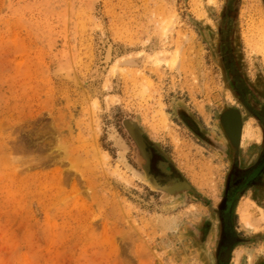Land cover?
Masks as SVG:
<instances>
[{
	"label": "rangeland",
	"instance_id": "obj_1",
	"mask_svg": "<svg viewBox=\"0 0 264 264\" xmlns=\"http://www.w3.org/2000/svg\"><path fill=\"white\" fill-rule=\"evenodd\" d=\"M125 119L189 187L148 180ZM263 145L264 0H0V264H217ZM233 225L225 264H264V175Z\"/></svg>",
	"mask_w": 264,
	"mask_h": 264
},
{
	"label": "flooded vegetation",
	"instance_id": "obj_2",
	"mask_svg": "<svg viewBox=\"0 0 264 264\" xmlns=\"http://www.w3.org/2000/svg\"><path fill=\"white\" fill-rule=\"evenodd\" d=\"M243 135V131H242ZM241 135V136H242ZM242 142V137H241ZM152 156L150 160V170L155 174L159 175L161 180H166L167 177L175 175V170L169 164L167 167L172 170L170 174L165 173L158 166V161L160 159H164L163 157H159V153L152 147ZM155 154V155H154ZM156 158V159H155ZM264 175V145L262 146L258 156L249 166L238 167L237 163L234 162V166L231 168L229 175L227 186L225 188L223 194V202L224 206H221L220 218L222 220L223 225V235L220 240V245L217 250V264H225V254L230 253L231 246H234L236 242V232L234 230L233 225V213L235 201L239 193H242L247 188L251 187ZM238 207V205H237ZM237 211V208H236Z\"/></svg>",
	"mask_w": 264,
	"mask_h": 264
},
{
	"label": "water",
	"instance_id": "obj_3",
	"mask_svg": "<svg viewBox=\"0 0 264 264\" xmlns=\"http://www.w3.org/2000/svg\"><path fill=\"white\" fill-rule=\"evenodd\" d=\"M221 124L227 133L230 141L233 144H237L240 137V131H241V119H240V113L235 109H229L224 110L221 113ZM124 124L129 130L130 134L134 138L138 148L139 152L142 155V158L144 159V162L142 163L143 168L145 169V174L148 178V180L155 185L156 187L165 189L167 191H173L182 187H189L188 183L180 176H169V178L166 181H163L160 179L159 175H154L153 172L150 170V160L152 156V149L151 147H148L147 139L143 136V132L141 128L136 125L135 123L125 119ZM153 148L156 150V152L161 153L164 157L165 154L157 147L156 144H151ZM169 161L165 159H160L158 161V166L162 171H164L167 174H170L172 172L171 169L167 167ZM221 206H224V203L221 204ZM226 257L228 255V252H226Z\"/></svg>",
	"mask_w": 264,
	"mask_h": 264
},
{
	"label": "bare ground",
	"instance_id": "obj_4",
	"mask_svg": "<svg viewBox=\"0 0 264 264\" xmlns=\"http://www.w3.org/2000/svg\"><path fill=\"white\" fill-rule=\"evenodd\" d=\"M152 148V147H151ZM153 154V153H152ZM155 155V154H154ZM156 159V158H155ZM169 165V164H168Z\"/></svg>",
	"mask_w": 264,
	"mask_h": 264
}]
</instances>
